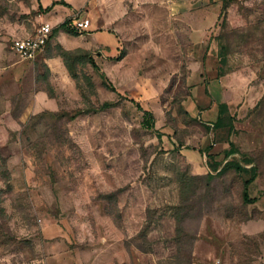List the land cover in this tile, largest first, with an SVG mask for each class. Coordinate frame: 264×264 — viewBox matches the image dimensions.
<instances>
[{
    "label": "rangeland",
    "instance_id": "obj_1",
    "mask_svg": "<svg viewBox=\"0 0 264 264\" xmlns=\"http://www.w3.org/2000/svg\"><path fill=\"white\" fill-rule=\"evenodd\" d=\"M46 1L0 0V264H264V0Z\"/></svg>",
    "mask_w": 264,
    "mask_h": 264
},
{
    "label": "built area",
    "instance_id": "obj_2",
    "mask_svg": "<svg viewBox=\"0 0 264 264\" xmlns=\"http://www.w3.org/2000/svg\"><path fill=\"white\" fill-rule=\"evenodd\" d=\"M79 32L86 31L90 26V20H74L70 24ZM53 35V27L45 24L40 27L38 33L24 40H18L14 43V50L24 59H33L40 51H42L50 41Z\"/></svg>",
    "mask_w": 264,
    "mask_h": 264
},
{
    "label": "trees",
    "instance_id": "obj_3",
    "mask_svg": "<svg viewBox=\"0 0 264 264\" xmlns=\"http://www.w3.org/2000/svg\"><path fill=\"white\" fill-rule=\"evenodd\" d=\"M60 3L59 2H54L53 4H52V7H54V6H56V5H59ZM67 22H65L63 25H62V28H66L67 27ZM69 29V28H68ZM131 102L132 103H134V104H136V106L139 108V109H141L142 110V112H143V120H144V122H143V124L145 125V126H148V127H154V117H153V113H151L150 111H147V110H143L142 109V107H141V105L139 104V103H137V102H135L134 100H131ZM149 118V120H150V124L148 125V124H146V121H147V119ZM221 120V119H220ZM220 120L218 121V123H219V127H221L220 126ZM217 123V124H218ZM253 178L252 179H250V180H248L247 182H246V184H245V191H244V195H243V199H244V202L246 203V204H253V203H255V202H257V199L256 198H251L250 196H249V193H248V187L250 186V184L253 182ZM263 196H264V193H263Z\"/></svg>",
    "mask_w": 264,
    "mask_h": 264
},
{
    "label": "crops",
    "instance_id": "obj_4",
    "mask_svg": "<svg viewBox=\"0 0 264 264\" xmlns=\"http://www.w3.org/2000/svg\"><path fill=\"white\" fill-rule=\"evenodd\" d=\"M46 2H47V4H48V3L52 2V0H48V1H46Z\"/></svg>",
    "mask_w": 264,
    "mask_h": 264
}]
</instances>
